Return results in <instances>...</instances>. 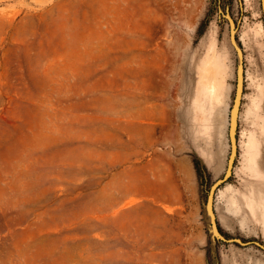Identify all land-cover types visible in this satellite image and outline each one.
<instances>
[{
  "label": "rangeland",
  "instance_id": "rangeland-1",
  "mask_svg": "<svg viewBox=\"0 0 264 264\" xmlns=\"http://www.w3.org/2000/svg\"><path fill=\"white\" fill-rule=\"evenodd\" d=\"M229 17L264 245L261 0H0V264H264Z\"/></svg>",
  "mask_w": 264,
  "mask_h": 264
},
{
  "label": "water",
  "instance_id": "water-1",
  "mask_svg": "<svg viewBox=\"0 0 264 264\" xmlns=\"http://www.w3.org/2000/svg\"><path fill=\"white\" fill-rule=\"evenodd\" d=\"M263 16H264V0H261ZM229 21L231 24V31H230V40L233 48L236 50L238 57H239V64L237 69V79H236V93L235 98L233 100L231 112H230V128H229V140H230V156L228 160L227 170L223 178L217 180L211 187L207 195V201L205 210L210 218V228L212 235L221 241L228 242V243H237L241 246H248V245H255L260 247L264 250V245L259 242L248 241L244 242L241 239H226L218 230L217 222H216V215L214 211V200L215 194L218 188L227 182L233 172V167L237 158V149H238V138H237V129H238V121H239V114L240 108L242 103V97L244 93V67H243V51L241 46L237 43L236 40V32L237 28L234 21L229 17Z\"/></svg>",
  "mask_w": 264,
  "mask_h": 264
},
{
  "label": "bare ground",
  "instance_id": "bare-ground-1",
  "mask_svg": "<svg viewBox=\"0 0 264 264\" xmlns=\"http://www.w3.org/2000/svg\"><path fill=\"white\" fill-rule=\"evenodd\" d=\"M206 77L208 82L211 85V95L213 96L214 102L217 105H222L223 104V92L220 87L216 86V73L211 65V67L206 71Z\"/></svg>",
  "mask_w": 264,
  "mask_h": 264
}]
</instances>
